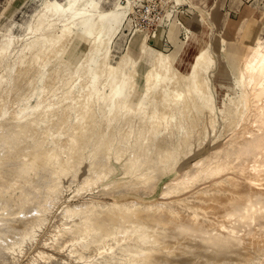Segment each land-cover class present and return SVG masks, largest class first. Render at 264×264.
I'll list each match as a JSON object with an SVG mask.
<instances>
[{"label":"bare ground","instance_id":"obj_1","mask_svg":"<svg viewBox=\"0 0 264 264\" xmlns=\"http://www.w3.org/2000/svg\"><path fill=\"white\" fill-rule=\"evenodd\" d=\"M101 1L42 0L0 30V264H264V42L218 105L226 36L186 71L198 31L148 55L164 22L117 55L138 0Z\"/></svg>","mask_w":264,"mask_h":264},{"label":"rangeland","instance_id":"obj_2","mask_svg":"<svg viewBox=\"0 0 264 264\" xmlns=\"http://www.w3.org/2000/svg\"><path fill=\"white\" fill-rule=\"evenodd\" d=\"M227 4V9L230 12V17L234 18L237 20V23L240 25V27L243 28V35L245 37L253 39V41L257 40L259 37H264V0H225ZM42 0H0V30H6L11 24L17 23V24H28V22L32 19L30 17L31 13L37 6H41ZM38 8V7H37ZM246 10L248 12H246ZM183 23L187 25L184 21ZM197 23L194 20V26H196ZM235 25V24H233ZM155 28V27H153ZM134 29V26L130 27V21H128L127 25L125 26V34H128V38L133 37L132 30ZM16 32H22L21 27H16L15 28ZM183 31V30H182ZM198 31V30H196ZM152 31H148L147 33L151 34ZM143 36L137 35L134 39V43L140 44ZM181 38H184V34H181ZM123 44H126L127 42V36L124 35L122 40L120 41ZM260 42H264V38H260V40L257 41L256 44H259ZM77 42H75V45ZM181 45H179L180 47ZM134 55L137 57L139 55L138 48L134 49L131 48ZM158 50H170L168 52H172L175 50V47L171 44L168 43L166 38L164 39V43H154L151 42L150 44V52L148 55H153L156 53ZM81 52V50H80ZM80 52L76 53L75 57H77ZM120 49H117L116 51L114 50V53L119 55ZM71 54V53H70ZM240 53L237 55H224L223 52H218L216 54V66L212 70V86L214 90V94L216 97L217 104L221 103L223 100V96L227 93L228 95L235 96L236 94L239 93L238 90L235 89V85L241 81L239 69H241V61L237 62L240 63L239 67L238 64L237 66H234V61L240 59ZM220 59H223L227 65V70H223L224 74H228L227 78H223L224 80L221 79L219 73L218 76L216 75L219 67V62ZM147 61V57H146ZM143 67H146V62H143ZM142 81L139 79L138 83V88L135 91V94L133 96V104H136L138 101V98L142 92ZM32 103L36 102L35 98H32ZM26 100H24L21 104V106H25ZM15 105L9 104L8 108H14ZM219 117L221 118V114L219 112ZM208 147V146H207ZM209 149L206 148L201 152H207ZM192 158L191 160H193ZM66 183V181H65ZM70 195V191L65 192L66 198L62 199L61 204L67 203L69 200H67V196ZM89 196H86L85 198H88ZM127 196L122 195L121 199H126ZM81 197L77 200L80 201ZM20 202V200H19ZM57 208L55 209V211Z\"/></svg>","mask_w":264,"mask_h":264},{"label":"crops","instance_id":"obj_3","mask_svg":"<svg viewBox=\"0 0 264 264\" xmlns=\"http://www.w3.org/2000/svg\"><path fill=\"white\" fill-rule=\"evenodd\" d=\"M35 1V0H34ZM116 0H102L101 5L104 9H110L114 6ZM189 3H184L185 7V13L183 15L176 14L174 17V20L171 19L169 21H165L162 25L165 29L163 41L166 38L168 43H171L175 48H180L185 40V37L187 35V30H192L196 32V34H192L191 39L186 45V48L182 54V57L180 59V62L178 64L179 68L182 71H186L187 67L189 66L190 61L192 60L193 56L203 47L206 45L208 41H212L213 43V49L219 50L221 48V44L217 43L216 40L219 38V36H226V42H225V48L231 52L234 53H240L244 54L249 51V47L257 43L260 38L253 41V39L245 37L243 35V28L240 27V25L237 23V20L230 17V12L227 9V4L225 0H187ZM183 4V3H182ZM38 7V8H37ZM33 12L31 13L30 17L41 7L40 5L37 6ZM249 11V10H248ZM246 10V12H248ZM201 15L204 18V24L201 18ZM181 18L182 21H184L187 25L184 23L178 24L177 19ZM209 19V20H208ZM194 20L196 21L197 25L194 26ZM130 21V19H129ZM17 23L11 24V26H15ZM235 24V25H233ZM132 26V23L130 21V27ZM211 26V28H209ZM202 28V29H201ZM185 29V30H183ZM211 29V30H210ZM183 30V31H182ZM213 30V31H212ZM228 30V31H227ZM156 30H154L155 32ZM185 31L184 38H181V34ZM212 31V32H211ZM227 31V32H226ZM124 34L127 36V42L126 44L130 46L131 48L137 49L139 48L138 43H134L133 39L137 36L143 35V32L135 33L134 29L132 30L133 37L128 38V34ZM153 32V33H154ZM217 33V34H216ZM215 35V36H214ZM218 36V37H216ZM122 38L117 42L114 50L120 49V52L122 51V47L125 45L122 42ZM154 42L155 44L158 43L156 41H149ZM161 43V44H162ZM179 45H181L179 47ZM143 62H146V67L148 64V59L146 61V57H144ZM143 62L141 66V71L143 72L146 67H143ZM227 70V65L223 59H220L219 67L216 75L218 76V73L222 80L223 78H227L228 74H224L223 70ZM227 76V77H225ZM142 81V79L140 78Z\"/></svg>","mask_w":264,"mask_h":264},{"label":"built area","instance_id":"obj_4","mask_svg":"<svg viewBox=\"0 0 264 264\" xmlns=\"http://www.w3.org/2000/svg\"><path fill=\"white\" fill-rule=\"evenodd\" d=\"M184 7V4L173 0H138L135 6L136 12L132 14V26L134 30L139 28L144 32H150L152 29L154 31L160 23L174 20L176 14L183 15ZM177 22L178 24L183 23L181 18H178ZM183 34L185 36V31Z\"/></svg>","mask_w":264,"mask_h":264}]
</instances>
